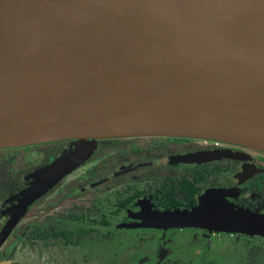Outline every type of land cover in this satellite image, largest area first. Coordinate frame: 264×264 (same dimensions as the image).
<instances>
[{"label": "water", "instance_id": "1", "mask_svg": "<svg viewBox=\"0 0 264 264\" xmlns=\"http://www.w3.org/2000/svg\"><path fill=\"white\" fill-rule=\"evenodd\" d=\"M150 135L264 151V0H0V148ZM89 150L37 181L0 243L38 189ZM195 208L155 226L264 237V215Z\"/></svg>", "mask_w": 264, "mask_h": 264}, {"label": "flooded vegetation", "instance_id": "2", "mask_svg": "<svg viewBox=\"0 0 264 264\" xmlns=\"http://www.w3.org/2000/svg\"><path fill=\"white\" fill-rule=\"evenodd\" d=\"M87 147L82 159L40 187L19 212L0 243V264H10L3 258L17 250L31 253L33 246L51 250L60 245L83 259L94 257L118 227L145 230L153 238L159 229H180L139 225L167 224L166 215L196 207L210 180L227 182L209 191H224L220 197L235 210L264 215L263 150L190 136L69 137L0 148V235L37 181L59 161ZM225 152L229 156L220 155ZM37 154L40 160L31 167L30 156ZM216 232L222 238L224 231ZM229 232L264 242L258 234ZM259 249L264 254V247ZM235 261L240 264L241 256Z\"/></svg>", "mask_w": 264, "mask_h": 264}, {"label": "rangeland", "instance_id": "3", "mask_svg": "<svg viewBox=\"0 0 264 264\" xmlns=\"http://www.w3.org/2000/svg\"><path fill=\"white\" fill-rule=\"evenodd\" d=\"M209 139L213 140L214 138ZM216 140H220L226 145L249 148L244 141ZM30 158L32 159L31 167H36L35 164L39 162L40 155L30 156ZM26 163L28 162H23V164ZM216 184L228 185L222 179L210 180L204 184L203 195L198 199L194 210L204 212L235 210L234 206L224 198L210 193L209 188ZM205 199L210 204L203 202ZM187 211H192V209ZM155 225L158 224L139 226L160 228ZM120 228L114 230L112 239L104 248L100 246L96 248L94 257L85 255L83 259L76 253V250L66 249L60 245L52 247L51 250H41L39 247L33 246L35 249H32L31 253H24V249L17 250L15 254L4 257L3 263L46 264L44 259L46 257L48 261H51L50 264H236V256L240 255L242 258L240 264H253V262L264 264L263 250L259 249H263L264 242L259 238L249 240L245 235L230 234L229 231H224L221 238L214 230L210 233L204 229L182 227H171L180 229L164 231L159 229L156 232L157 237L153 238L152 234L146 233L145 230L140 232L139 230L128 231ZM238 240L240 241L237 242Z\"/></svg>", "mask_w": 264, "mask_h": 264}]
</instances>
